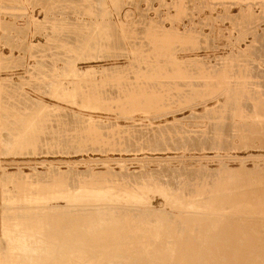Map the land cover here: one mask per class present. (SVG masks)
I'll return each instance as SVG.
<instances>
[{"label":"rangeland","instance_id":"374dc122","mask_svg":"<svg viewBox=\"0 0 264 264\" xmlns=\"http://www.w3.org/2000/svg\"><path fill=\"white\" fill-rule=\"evenodd\" d=\"M22 256L264 264V0H0V264Z\"/></svg>","mask_w":264,"mask_h":264},{"label":"bare ground","instance_id":"6f19581e","mask_svg":"<svg viewBox=\"0 0 264 264\" xmlns=\"http://www.w3.org/2000/svg\"><path fill=\"white\" fill-rule=\"evenodd\" d=\"M239 232H240V231H239ZM239 232H238V233H239ZM242 232H243V231H242ZM242 232H241V233H242ZM242 234H243V233H242ZM239 235H240V234H239ZM255 235H256V234H255ZM214 236H215V235H214ZM236 236H237V234H236ZM244 237H245V236H244ZM241 239H242V238H241ZM236 240H237V238H236ZM242 240H243V239H242ZM242 240H241V241H242ZM257 240H258V239H257ZM205 241H206V240H205ZM237 241H238V240H237ZM230 242H231V241H230ZM202 244H203V243H202ZM203 246H204V245H203ZM215 246H216V245H215ZM189 247H190V246H189ZM25 248H26V247H25ZM190 248H191V247H190ZM29 249H30V248H29ZM31 249H32V248H31ZM63 249H64V248H63ZM106 249H107V248H106ZM193 249H194V248H193ZM32 250H34V249H32ZM45 250H46V249H44L43 252H44ZM190 250H191V249H190ZM221 250H222V249H221ZM29 251H31V250H28L27 252H29ZM35 251H36V250H35ZM35 251H34V252H35ZM191 251H192V250H191ZM27 252H26V254H27ZM31 252H32V251H31ZM43 252H42V253H43ZM137 252H138V251H137ZM36 253H37V252H35V254H36ZM38 253H39L38 256H40V255L42 254V253L40 252V250L38 251ZM38 253H37V254H38ZM48 253H49V252H48ZM57 253H58V252H57ZM61 253H62V251H61ZM139 253H140V252H139ZM29 254L31 255V253H29ZM29 254H28V255H25V256L28 257ZM35 254H32V255H35ZM156 254H157V253H156ZM137 255H138V254H137ZM166 255H167V254H166ZM205 255H206V254H205ZM239 255H240V254H239ZM23 256H24V255H23ZM23 256H22V257H23ZM38 256H35V257L37 258ZM49 256H50V255H49ZM119 256H120V255H119ZM148 256H149V255H148ZM27 257H25V258H26L25 261H27V263L29 264L28 260H29L30 257H29V258H27ZM35 257H33V258H35ZM40 257H41V256H40ZM40 257H39V258H40ZM142 257H143V255H142ZM156 257H157V256H156ZM192 257H193V256H192ZM23 258H24V257H23ZM25 258H24V259H25ZM33 258H32V260L30 259V261L33 262ZM111 258H112V257H111ZM114 258H115V257H114ZM259 258H260V257H259ZM262 258H263V257H262ZM27 259H28V260H27ZM37 259H38V258H37ZM74 259H75V258H74ZM79 259H80V258H79ZM118 259H119V258H118ZM128 259H129V258H128ZM162 259H163V258H162ZM188 259H189V258H188ZM206 259H207V258H206ZM219 259H220V258H219ZM67 260H68V258H67ZM167 260H168V259H167ZM216 260H217V259H216ZM229 260H230V259H229ZM35 261H36V264H37V260H36V259H35ZM35 261H34L33 264H35ZM38 261H39V260H38ZM153 261H154V260H153ZM226 261H227V260H226ZM67 262H69V261H67ZM70 262H72V261H70ZM125 262H126V261H125ZM136 262H137V261H136ZM138 262H139V261H138ZM167 262H168V261H167ZM205 262H206V261H205ZM243 262H244V261H243ZM24 263H25V262H24ZM59 263H60V262H59ZM72 263H73V262H72ZM96 263H97V262H96ZM123 263H124V262H123ZM199 263H200V262H199ZM236 263H238V262H236ZM7 264H8V263H7ZM16 264H17V263H16ZM31 264H32V263H31ZM57 264H58V263H57ZM61 264H62V263H61ZM125 264H126V263H125ZM129 264H130V263H129ZM222 264H223V263H222Z\"/></svg>","mask_w":264,"mask_h":264}]
</instances>
